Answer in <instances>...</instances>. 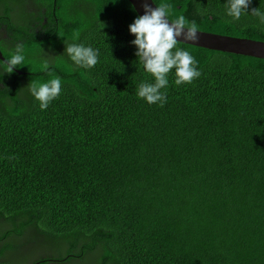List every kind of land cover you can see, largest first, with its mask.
I'll return each mask as SVG.
<instances>
[{
  "label": "trees",
  "instance_id": "1",
  "mask_svg": "<svg viewBox=\"0 0 264 264\" xmlns=\"http://www.w3.org/2000/svg\"><path fill=\"white\" fill-rule=\"evenodd\" d=\"M155 2L199 31L264 42L251 14L264 0L238 21L226 0ZM136 17L127 0H0V51L25 55L12 73L0 60V260L264 264V59L179 43L201 76L170 74L167 102L148 104ZM64 41L99 62L75 67ZM57 76L41 110L28 86Z\"/></svg>",
  "mask_w": 264,
  "mask_h": 264
},
{
  "label": "clouds",
  "instance_id": "2",
  "mask_svg": "<svg viewBox=\"0 0 264 264\" xmlns=\"http://www.w3.org/2000/svg\"><path fill=\"white\" fill-rule=\"evenodd\" d=\"M196 3V0H194ZM252 0H226L227 16L238 21L242 15L249 14ZM155 3V0H152ZM144 14L137 15L129 25L130 33L135 37L131 43L136 46V56L142 63L145 72L150 73L154 83L141 82L137 95L148 104L163 106L167 102V93L162 91L169 85V75L175 77L176 85L191 84L201 76L198 61L179 42H198L200 40L199 26L186 21L184 16L170 19V6L160 4L153 7L145 0ZM261 24H264V11L252 10ZM65 52L75 67L90 70L99 62V49L84 44L64 41ZM25 55L23 45L17 44L10 60H7L6 72L12 73L18 64L23 63ZM49 67V61L44 62ZM32 96L39 102L41 110H46L62 92V82L59 76L47 82L28 86Z\"/></svg>",
  "mask_w": 264,
  "mask_h": 264
},
{
  "label": "water",
  "instance_id": "3",
  "mask_svg": "<svg viewBox=\"0 0 264 264\" xmlns=\"http://www.w3.org/2000/svg\"><path fill=\"white\" fill-rule=\"evenodd\" d=\"M133 7L137 15L144 14L143 4L145 0H127ZM153 7H157L152 0H147ZM200 40L198 42H179L195 47H200L208 50L230 53L241 56L254 57L264 59V42L244 39L209 32L200 31ZM0 60L6 62L0 51ZM19 74L20 71L16 70Z\"/></svg>",
  "mask_w": 264,
  "mask_h": 264
},
{
  "label": "flooded vegetation",
  "instance_id": "4",
  "mask_svg": "<svg viewBox=\"0 0 264 264\" xmlns=\"http://www.w3.org/2000/svg\"><path fill=\"white\" fill-rule=\"evenodd\" d=\"M0 248H1V244H0ZM46 257H44L43 259L41 260H45ZM53 261H58V259H51ZM38 260H32L30 262H27L26 264H36ZM0 264H24L23 261H22V256H18L15 258V256L13 257H4L3 260H0Z\"/></svg>",
  "mask_w": 264,
  "mask_h": 264
},
{
  "label": "rangeland",
  "instance_id": "5",
  "mask_svg": "<svg viewBox=\"0 0 264 264\" xmlns=\"http://www.w3.org/2000/svg\"><path fill=\"white\" fill-rule=\"evenodd\" d=\"M30 238V235H29V233H27V234H25V237L23 238V239H25V240H27V239H29ZM23 242H24V240H23ZM18 242H17V239H13L12 240V244L13 245H15V246H18V244H17ZM49 253L48 252H46V253H43V252H41V251H37L36 253H33L32 254V256H27L30 260H33V259H35V258H37V257H39V256H46V255H48ZM73 264H78V263H73Z\"/></svg>",
  "mask_w": 264,
  "mask_h": 264
}]
</instances>
